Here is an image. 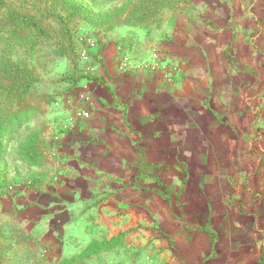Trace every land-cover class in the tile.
<instances>
[{"label":"crops","instance_id":"0c3cea01","mask_svg":"<svg viewBox=\"0 0 264 264\" xmlns=\"http://www.w3.org/2000/svg\"><path fill=\"white\" fill-rule=\"evenodd\" d=\"M262 5L195 0L193 17L153 36L147 67L110 62L112 89L103 75L81 90L90 119L57 117V182L27 209L3 215L1 203L0 223L98 201L165 237L147 245L162 251L153 264H264ZM8 233L0 228V264L25 254Z\"/></svg>","mask_w":264,"mask_h":264},{"label":"rangeland","instance_id":"374dc122","mask_svg":"<svg viewBox=\"0 0 264 264\" xmlns=\"http://www.w3.org/2000/svg\"><path fill=\"white\" fill-rule=\"evenodd\" d=\"M35 1L38 3V0H3L0 35L4 36L7 29V6L30 10ZM39 1L50 9L49 13L43 12L42 22L48 25L49 36L17 40L8 49L3 48L0 40V56L21 64L34 77L24 98L13 100L11 109L18 110L20 118L3 135L0 154L3 215L34 206L31 195L48 194L57 182L50 140L56 136L59 115H63L68 126L82 122L77 112L89 108L90 100L82 88L97 83L105 75L112 89L113 76L107 72L110 62L117 71L148 63L157 41L153 36L167 27L172 29L180 19L193 17L195 2L153 0L162 4L158 8V4L145 3L147 0H74L85 6L90 16L85 20L66 18L64 27L55 20L65 17L61 2ZM262 6L259 22L264 34ZM261 45L264 49V41ZM261 61L264 64L263 55ZM30 135H35L32 151L38 157L24 161L19 151ZM26 215L30 216L28 212ZM8 217L2 218L0 228L9 231V245L25 246V254L13 264H153V256L161 258L162 251L152 253L147 245H167L160 232H149L144 222L136 223L100 207L98 201L59 208L56 218L50 221L12 222Z\"/></svg>","mask_w":264,"mask_h":264},{"label":"trees","instance_id":"16d2710c","mask_svg":"<svg viewBox=\"0 0 264 264\" xmlns=\"http://www.w3.org/2000/svg\"><path fill=\"white\" fill-rule=\"evenodd\" d=\"M65 17H58L60 25L67 27L64 20L88 19L89 10L82 4L76 3L74 0H59ZM144 2V0H141ZM149 4H158V8L162 6L157 2L147 0ZM3 0H0V6ZM6 18L8 20L7 29L4 36L0 35L3 48L8 49L17 40L46 38L49 36L48 25H43V12L49 13L46 4L38 0L33 2L32 9H17L7 6ZM34 77L21 64L12 61L8 56H0V154L2 152L3 135L7 127L14 121L19 120V111L11 109L13 100L24 98L30 90ZM35 135H30L25 145L20 149L19 154L22 160L32 161L38 155L32 150L34 147Z\"/></svg>","mask_w":264,"mask_h":264},{"label":"built area","instance_id":"2783aa9c","mask_svg":"<svg viewBox=\"0 0 264 264\" xmlns=\"http://www.w3.org/2000/svg\"><path fill=\"white\" fill-rule=\"evenodd\" d=\"M151 57L152 58H156V53H152ZM147 66H148V64L145 67H147ZM152 66L154 67L155 65H152ZM76 116L81 121H87L88 119H90V110H89V108L87 107L86 109L77 112Z\"/></svg>","mask_w":264,"mask_h":264}]
</instances>
